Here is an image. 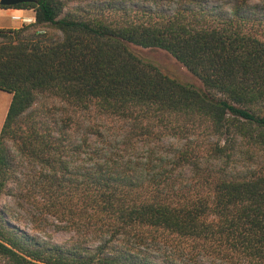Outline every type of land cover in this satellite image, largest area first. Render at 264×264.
I'll return each instance as SVG.
<instances>
[{
  "label": "trees",
  "instance_id": "trees-1",
  "mask_svg": "<svg viewBox=\"0 0 264 264\" xmlns=\"http://www.w3.org/2000/svg\"><path fill=\"white\" fill-rule=\"evenodd\" d=\"M69 1L0 28V200L71 235L0 210V264H264V0Z\"/></svg>",
  "mask_w": 264,
  "mask_h": 264
},
{
  "label": "rangeland",
  "instance_id": "rangeland-1",
  "mask_svg": "<svg viewBox=\"0 0 264 264\" xmlns=\"http://www.w3.org/2000/svg\"><path fill=\"white\" fill-rule=\"evenodd\" d=\"M86 2L87 0H70L64 9V13L71 10L74 11L75 8L85 5ZM130 48L141 58L154 62L164 73L178 78L183 82L203 87L201 80L166 50L160 48H145L135 44H130ZM11 99L12 95L9 92L0 90V130L6 117L4 113ZM0 210L7 211L5 213L11 225L32 236L62 243L71 235L70 232L58 230L51 222L40 225L38 220L34 221L32 216L33 206L27 199L22 200L5 194L0 200Z\"/></svg>",
  "mask_w": 264,
  "mask_h": 264
},
{
  "label": "crops",
  "instance_id": "crops-1",
  "mask_svg": "<svg viewBox=\"0 0 264 264\" xmlns=\"http://www.w3.org/2000/svg\"><path fill=\"white\" fill-rule=\"evenodd\" d=\"M13 15H30V16L35 15L36 16L35 11L32 9H21V8H15V7H9V8L0 7V28H17V27L22 26V24L19 21H15L12 19ZM10 103L8 107L6 108V112L4 113V115H7Z\"/></svg>",
  "mask_w": 264,
  "mask_h": 264
},
{
  "label": "built area",
  "instance_id": "built-area-1",
  "mask_svg": "<svg viewBox=\"0 0 264 264\" xmlns=\"http://www.w3.org/2000/svg\"><path fill=\"white\" fill-rule=\"evenodd\" d=\"M12 19L15 21H19L22 25H29L36 23V16L30 15H13Z\"/></svg>",
  "mask_w": 264,
  "mask_h": 264
},
{
  "label": "water",
  "instance_id": "water-1",
  "mask_svg": "<svg viewBox=\"0 0 264 264\" xmlns=\"http://www.w3.org/2000/svg\"><path fill=\"white\" fill-rule=\"evenodd\" d=\"M34 0H0V4L9 7H15L18 4L32 2Z\"/></svg>",
  "mask_w": 264,
  "mask_h": 264
}]
</instances>
